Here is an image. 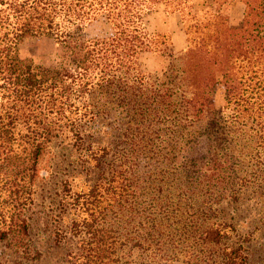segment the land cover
<instances>
[{
	"label": "rangeland",
	"instance_id": "rangeland-1",
	"mask_svg": "<svg viewBox=\"0 0 264 264\" xmlns=\"http://www.w3.org/2000/svg\"><path fill=\"white\" fill-rule=\"evenodd\" d=\"M223 2L214 4L215 10L228 18L230 29L242 28L244 1ZM211 3L191 0V8L185 10L191 16H183L159 2L142 15L150 47L140 53L130 77L91 87L82 97L72 98L62 112L50 113L43 106L30 122L19 121L13 150L21 160L29 156L33 143L43 142V132H50L52 139L36 165L33 162L35 170L19 207L10 201L5 177L9 168L0 161V264H81L82 242L84 236L91 237L89 230L113 227L128 232L115 213L118 207L112 210L115 188L119 192L126 184L129 195H137L141 203H151L155 195L171 203H184L181 199L187 197L208 202L213 217L229 226V238L219 246L204 247L152 243L153 249L164 247L157 258L155 250L130 252L127 245L120 253L123 263L187 264L188 247L193 245L194 258L206 263L221 264L224 249L242 246L247 264H264V73L259 70L250 81L254 73H247L244 63L242 71L240 62L231 70L226 49L215 48L208 40L214 27L203 29L201 23L213 19ZM5 14L0 5V18ZM75 31L81 39L95 40L116 37L121 29L110 10ZM201 39L215 56V84L208 107L195 114L182 109L183 98L192 97L184 65L188 54L201 48ZM18 54L44 67L76 70L54 38L27 36L19 43ZM227 71L235 74L237 83L242 81L243 97L232 103L224 78ZM215 161L220 163L218 175L209 180L207 173L211 175ZM18 218L28 225L22 243L11 234L10 224Z\"/></svg>",
	"mask_w": 264,
	"mask_h": 264
},
{
	"label": "trees",
	"instance_id": "trees-1",
	"mask_svg": "<svg viewBox=\"0 0 264 264\" xmlns=\"http://www.w3.org/2000/svg\"><path fill=\"white\" fill-rule=\"evenodd\" d=\"M220 1L212 0L209 14L213 19L201 23V27L213 26L214 32L209 34L208 40L214 43L215 48L226 49L228 64L232 62L229 65L231 70L235 69V62H240L238 68L242 71L244 63L246 72L254 73L248 80H254L259 70L264 73V0H243L247 10L244 24L239 29H230L228 18L220 9L215 10L214 4ZM159 2H165L167 8L180 11L183 16H191V11L185 13L187 8H191V0H125L121 4L110 0H0L6 12L0 18V161L9 168L5 175L6 187L10 189L9 198L14 208L19 207L23 194L27 193V181L35 170L33 162L36 165L44 145L52 139L50 132H43V142L33 143L29 156L21 160L13 150L19 121L30 122L35 112L45 107L50 113L62 112L72 98L82 97L91 87L112 85L116 79L130 77L131 69H137L140 53L150 47L142 15L146 11L152 12ZM110 10H114L119 21L121 31L118 36L84 40L76 35L75 29ZM195 28L199 30L200 25L197 23ZM27 36L50 37L59 41L76 70L48 68L22 59L18 46ZM200 44L198 51L188 54L184 65L192 97L183 98L182 109L195 114L208 107L209 90L215 84L212 74L215 56L207 49L210 45L206 39H201ZM123 70L125 76L121 75ZM224 78L228 102L242 98V81L237 83L235 74L228 71ZM135 79L138 80L136 76ZM211 165L206 168L207 173L213 166L211 175L207 173L209 180L218 175L220 163L215 161ZM18 176H21L19 181ZM125 182L128 181L123 178ZM120 188L119 192L115 188L114 204L110 206L112 210L115 205L118 207L121 213H115L127 226L128 232L113 227L98 228L96 233L89 230L91 237L84 236L82 242L85 254L81 264H130L123 263L120 255L127 245H130V252L136 248L155 250L153 258H157L165 252L164 247L159 244L153 249L152 243H195L204 247L219 246L229 238V226L213 217L212 208L206 201L187 197L181 199L184 203L179 204L164 202L155 195L151 203H141L137 195H129V184ZM172 206L176 208L171 210ZM10 227L13 237L22 243L28 228L27 221L14 219ZM9 233L5 232V237ZM188 248L191 253L187 264L215 263L194 258L196 248L193 245ZM221 257V264H247L248 261L242 246L224 249Z\"/></svg>",
	"mask_w": 264,
	"mask_h": 264
}]
</instances>
